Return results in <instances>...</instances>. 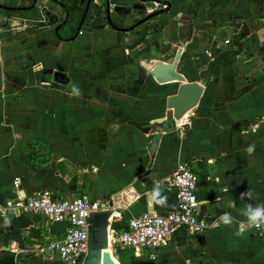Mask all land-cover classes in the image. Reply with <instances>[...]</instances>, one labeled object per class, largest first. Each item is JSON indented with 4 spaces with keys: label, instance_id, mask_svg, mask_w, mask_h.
<instances>
[{
    "label": "crops",
    "instance_id": "crops-1",
    "mask_svg": "<svg viewBox=\"0 0 264 264\" xmlns=\"http://www.w3.org/2000/svg\"><path fill=\"white\" fill-rule=\"evenodd\" d=\"M33 1L0 0L14 7ZM62 1L71 9L64 39L52 26L29 24L43 20L48 7L65 19L52 0L27 10L0 8V205L21 191L85 193L109 208L100 212L109 214L108 232L145 212L175 211V192L162 188L166 206L149 203V194L184 162L200 176L202 213L242 220L246 204L264 203V17L238 18L250 14L252 0H214L216 8L209 0H166L167 12L131 31L112 28L103 16L106 1L94 0L100 8L93 5L78 35L86 2ZM109 1L121 27L150 13L132 8L140 0ZM217 16L230 20L210 31ZM184 82L204 85L199 104L174 128L154 127ZM74 85L80 97L72 95ZM153 127L160 135L154 158ZM246 191L251 200L240 199ZM67 228L31 212L0 215V264H70L40 248ZM234 231L222 224L201 236L181 230L155 252L107 247L102 264H264V234Z\"/></svg>",
    "mask_w": 264,
    "mask_h": 264
},
{
    "label": "built area",
    "instance_id": "built-area-1",
    "mask_svg": "<svg viewBox=\"0 0 264 264\" xmlns=\"http://www.w3.org/2000/svg\"><path fill=\"white\" fill-rule=\"evenodd\" d=\"M163 8H167V5L154 1L149 10L152 13ZM199 181L200 176L190 163L179 164L170 178L159 181L162 188L175 192L177 209L163 215L149 211L121 227L110 225L108 247H131L155 252L172 241L181 230L201 236L213 228H219L221 225L215 227L214 223L221 214L210 216L202 213ZM15 184L19 186L20 180L16 179ZM108 209L102 201L85 193L64 196L53 191H42L27 195L21 191L15 199L0 205V215L6 218L10 214L31 212L52 222L67 224L68 228L61 239L46 237L40 243V248L50 257L80 264L90 253L92 216ZM113 222L111 220L112 225ZM255 230L264 234V230Z\"/></svg>",
    "mask_w": 264,
    "mask_h": 264
},
{
    "label": "water",
    "instance_id": "water-1",
    "mask_svg": "<svg viewBox=\"0 0 264 264\" xmlns=\"http://www.w3.org/2000/svg\"><path fill=\"white\" fill-rule=\"evenodd\" d=\"M56 6H59L60 8H62L64 10V12L66 13V17L64 20H61L59 12L56 8H45L44 10H42V15H43V20H33V21H29V24L31 26H34L36 28L39 27H46V26H52L54 27L56 34L62 38V33H61V29L63 28V26H65L67 24V22L70 19L71 16V9L70 7L65 4L62 0H52ZM86 2V6H85V10L83 13V16L81 18L80 24L77 28L76 34L78 35L80 33V31L82 30L85 22L87 21L90 12L92 11V7H93V1L94 0H84ZM106 1V7L105 10L103 12V16H104V20L114 29L116 30H121V31H131L133 29H135L137 26L149 21L150 19L164 13L167 12L169 10L170 4L168 1L166 0H140L142 2L141 6L138 5H132V8L134 9H139V10H143L144 12H147L148 9L152 6V3L154 1H159L162 4L167 5V8H163L160 10H157L155 12L149 13L147 14V16H145L144 18L138 20L137 22H135V24H133L130 27H121L119 25H117L113 18H112V9H111V4L109 0H105ZM38 0H34L32 6L30 7H14V6H8V5H4L0 2V8L3 9H8V10H13V11H18V10H27V9H31L34 8L37 4ZM94 7L96 9L100 8L99 5L95 4ZM117 10V9H116ZM98 16H102V13L97 14ZM239 19H250L253 21H256L259 19V7L257 4V0H252V4H251V9H250V14L247 15H241L238 17ZM217 20H220L222 22H226L228 20H230V18L228 17H220L217 16ZM234 28L237 29H241L242 25L239 23H235L234 24ZM225 32L226 34H228L229 36L225 39L230 40L231 38H233L234 36V31L227 27L225 28ZM56 76V81L58 82H65L64 80V74L61 72H56L55 74ZM204 85L197 83V82H184L182 84L179 85V90L178 93L171 96L168 99V112L166 117L164 118H160L158 120H156L153 123V126H157V125H165L167 129H172L175 127L176 121L180 120L183 116H185L188 112H190L191 110H193L195 107H197V105L200 102V99L202 97V94L204 92ZM154 127L153 130L151 132V144L149 145V150L151 153L152 158L155 157L157 149H158V145H159V141H160V135L158 133H154ZM108 218H109V214L107 212H102V213H96L92 216L91 218V223L95 220L98 221L99 223H95V226L91 225L90 228V253L87 257V259L85 260L84 264H102V250L106 249L108 247V232H107V225H108ZM95 239H101L100 241L94 243Z\"/></svg>",
    "mask_w": 264,
    "mask_h": 264
},
{
    "label": "clouds",
    "instance_id": "clouds-1",
    "mask_svg": "<svg viewBox=\"0 0 264 264\" xmlns=\"http://www.w3.org/2000/svg\"><path fill=\"white\" fill-rule=\"evenodd\" d=\"M82 94L81 89L78 86L72 87V95L75 97H80ZM247 134V133H245ZM255 151V145H249L246 149V152L251 155ZM225 192L229 191L228 188L224 189ZM252 192L246 191L242 193L240 199L248 198L252 199ZM149 203L166 206L167 198L162 195V187L159 182L154 183V187L149 194ZM217 203H219V197L217 198ZM240 215H242L245 219L238 220L229 212H224L221 214L214 223L215 227H219L221 224L226 227H234V235L235 236H243L246 231L249 229H261L264 230V203H257L253 205L252 203H248L245 205V208L241 211ZM5 225L10 224L8 219H5Z\"/></svg>",
    "mask_w": 264,
    "mask_h": 264
},
{
    "label": "trees",
    "instance_id": "trees-1",
    "mask_svg": "<svg viewBox=\"0 0 264 264\" xmlns=\"http://www.w3.org/2000/svg\"><path fill=\"white\" fill-rule=\"evenodd\" d=\"M210 3L212 4V6L214 8H216L218 5L215 3L214 0H209ZM263 0H258L257 3H258V7H259V17L263 18L264 17V7H260L261 4H262ZM224 22L220 21V20H216L213 27L212 26H208L206 27L207 29H209L210 31H215V27L219 26V25H222ZM239 48H241V46H239ZM240 51V49L238 50H234V51H230L229 53H238Z\"/></svg>",
    "mask_w": 264,
    "mask_h": 264
}]
</instances>
